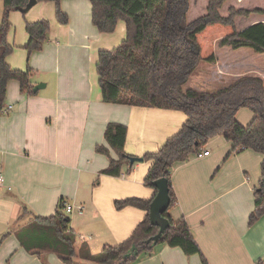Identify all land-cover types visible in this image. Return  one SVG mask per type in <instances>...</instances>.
I'll use <instances>...</instances> for the list:
<instances>
[{
  "label": "crops",
  "instance_id": "1",
  "mask_svg": "<svg viewBox=\"0 0 264 264\" xmlns=\"http://www.w3.org/2000/svg\"><path fill=\"white\" fill-rule=\"evenodd\" d=\"M60 8L67 24L57 22L52 1L9 15L7 41L14 49L6 61L16 69L29 67L30 84L44 86L29 95L16 80L7 84L0 114V264H63L53 252H28L12 232L35 215L53 214L60 199L66 216L74 212L69 228L77 253L82 243L95 254L104 244L126 239L146 211L132 206L118 210L114 201L153 199L156 190L143 183L152 161H135L130 171L110 176L100 173L109 157L95 147L102 145L117 158L104 139L106 125L117 122L127 128L125 153L142 157L159 149L186 119L176 109L105 103L95 67L98 52L121 42L125 24L118 21L113 32H99L91 22L89 0H60ZM39 19L49 21L48 37L40 50L28 54L22 47L28 38L25 23ZM201 64L195 74L221 78L218 65ZM235 116L246 126L253 112L240 108ZM203 150L209 153L191 154L172 167L176 202L170 216L185 219L208 264H264V215L248 224L262 155L249 149L230 153L231 144L221 136L211 138ZM79 205L81 212L75 211ZM134 264H201V258L161 244Z\"/></svg>",
  "mask_w": 264,
  "mask_h": 264
},
{
  "label": "trees",
  "instance_id": "2",
  "mask_svg": "<svg viewBox=\"0 0 264 264\" xmlns=\"http://www.w3.org/2000/svg\"><path fill=\"white\" fill-rule=\"evenodd\" d=\"M36 1L54 2L57 22L67 24L68 16L61 10L60 0ZM0 2L1 114L9 81H18L22 93L32 95L36 91L29 80L31 69H16L6 61L14 49L7 41L11 28L9 15L12 11L24 13L23 8L29 0ZM89 2L91 22L99 32H113L118 21L125 24V36L121 42L112 49L98 52L95 67L102 100L105 103L176 109L186 115L176 134L166 139L156 151L142 156L144 160L152 161L143 180L146 186L156 190L153 181L162 177L167 180L170 203L161 213L167 225L154 241L152 237L159 228L149 220L151 200L137 197L117 199L114 201L116 209L127 206L143 209L146 211L144 218L118 244H104L98 253L93 254L82 243L77 253L74 246L76 236L69 228L70 219L62 211L64 204L60 199L53 214L35 215L12 232L28 252H53L63 264H134L151 255L161 244L178 247L186 256L199 254L201 264H208L185 219L174 220L169 214L176 202L170 182L171 169L176 163L187 161L191 154L202 151L215 136H221L231 144L230 153L243 149L257 152L262 155V161L260 177L253 189L254 208L248 224L252 225L264 215V66L247 62L255 58L253 53L264 55V0ZM190 11L193 16L188 18ZM244 18L248 19L237 27L236 22ZM49 26L47 19L25 23L28 38L22 47L28 54L41 49L47 40ZM243 48L248 49L242 51L243 55L234 53ZM200 62L222 68L221 78H212L204 72L193 75ZM188 82H192L191 86L187 85ZM240 108L253 112L246 126L236 119ZM126 136L124 124L110 122L106 125L104 139L117 158H111L106 147L97 145L96 152L109 157L108 166L100 173L120 176L124 170L130 171L131 156L124 151ZM77 256L80 261L75 259Z\"/></svg>",
  "mask_w": 264,
  "mask_h": 264
},
{
  "label": "water",
  "instance_id": "3",
  "mask_svg": "<svg viewBox=\"0 0 264 264\" xmlns=\"http://www.w3.org/2000/svg\"><path fill=\"white\" fill-rule=\"evenodd\" d=\"M36 2V0H29L27 5L23 8V11L26 12L27 10H29ZM43 86V83H39L33 87V90L37 91ZM129 160L130 164H132L135 161H142L143 158L130 157ZM153 186L156 188V194L149 204L148 216L150 222L159 228L157 234L152 237L154 241H157L158 238L161 236L165 226L167 225V221L161 215V213L168 208L170 203V196L167 180L164 177L153 181Z\"/></svg>",
  "mask_w": 264,
  "mask_h": 264
},
{
  "label": "rangeland",
  "instance_id": "4",
  "mask_svg": "<svg viewBox=\"0 0 264 264\" xmlns=\"http://www.w3.org/2000/svg\"><path fill=\"white\" fill-rule=\"evenodd\" d=\"M198 2V1H197ZM192 3H194V1H191V4ZM1 15H2V4H1V2H0V21H1ZM191 16H193V13L190 11L189 12V16H188V18H190ZM245 20H238L237 22H236V25H237V27H239L240 26V24H241V22H245L248 18H244ZM244 50H247L248 51V49H246V48H243L242 50H240V52H234L236 55H243L242 54V51H244ZM220 52V51H219ZM238 53H241V54H238ZM253 53V52H252ZM251 55V54H250ZM253 55H255V58H253V56L251 55V58H253V59H251V60H249L248 59V63H251V64H253V63H260L261 65H263L264 66V55H259V54H254L253 53ZM233 56H235L234 54H233ZM247 58V57H246ZM256 61V62H255ZM204 63V62H203ZM201 65H204V64H201V62L198 64V66L197 67H202ZM206 68V67H205ZM210 71V70H209ZM193 75H195V73H193ZM220 79V78H219ZM192 83V82H191ZM190 82H188V86H191L190 84H191ZM75 211H77V209H75ZM74 213V212H73ZM69 214V217H73L74 216V214ZM75 259L77 260V261H80V259L78 258V257H75Z\"/></svg>",
  "mask_w": 264,
  "mask_h": 264
},
{
  "label": "built area",
  "instance_id": "5",
  "mask_svg": "<svg viewBox=\"0 0 264 264\" xmlns=\"http://www.w3.org/2000/svg\"><path fill=\"white\" fill-rule=\"evenodd\" d=\"M208 153H209L208 150H203V151H200V152L196 153V157H202L204 155H207ZM3 182H4V177L0 173V184H2ZM65 208H66L67 211H71L72 210V207L69 206V205H67ZM76 209L78 210V212H81L82 211V206L79 205V206L76 207Z\"/></svg>",
  "mask_w": 264,
  "mask_h": 264
}]
</instances>
